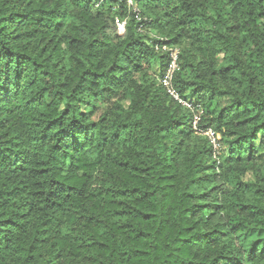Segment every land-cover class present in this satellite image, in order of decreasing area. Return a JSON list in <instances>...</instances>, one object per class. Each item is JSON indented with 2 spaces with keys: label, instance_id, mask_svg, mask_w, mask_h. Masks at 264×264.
I'll use <instances>...</instances> for the list:
<instances>
[{
  "label": "trees",
  "instance_id": "obj_1",
  "mask_svg": "<svg viewBox=\"0 0 264 264\" xmlns=\"http://www.w3.org/2000/svg\"><path fill=\"white\" fill-rule=\"evenodd\" d=\"M0 264H264V0H0Z\"/></svg>",
  "mask_w": 264,
  "mask_h": 264
},
{
  "label": "built area",
  "instance_id": "obj_2",
  "mask_svg": "<svg viewBox=\"0 0 264 264\" xmlns=\"http://www.w3.org/2000/svg\"><path fill=\"white\" fill-rule=\"evenodd\" d=\"M124 29V28H123ZM162 51L170 54V64L165 71L164 75L160 78V84L165 90L166 94L172 98L175 102H177L179 105L192 110L194 113L196 110H194L193 106L185 99H183L179 92L177 91L174 83L175 74L178 70V61H179V53L176 49L168 48L167 46L162 47ZM198 110V109H197ZM201 120V112L195 113L194 119H193V128L196 131L197 134L205 136L212 149H213V157L214 159L218 160V157L221 152V136L219 133L214 131L213 129H208L205 131H202L198 128L199 122Z\"/></svg>",
  "mask_w": 264,
  "mask_h": 264
},
{
  "label": "rangeland",
  "instance_id": "obj_3",
  "mask_svg": "<svg viewBox=\"0 0 264 264\" xmlns=\"http://www.w3.org/2000/svg\"><path fill=\"white\" fill-rule=\"evenodd\" d=\"M129 6L132 7V6H134V5H133V4H129ZM133 11H134L135 13H138V19H139L140 21H147V20L150 19L149 16H145V15L143 16V14H142V12L140 11V9H137L136 6L134 7V10H133ZM134 12H133V13H134ZM127 22H128V19H126V18H122V19L118 20V26H119V28H120V32H121L122 34L125 33V29H126V24H127ZM123 28H124V29H123ZM169 34L171 35V34H173V33L168 32V30H166V31H159V30L154 29V30H149L148 32H146V33H145V36L150 37V38H156V39H158V40H162V41H163V40H166V39H168V40L170 39ZM185 46H186V43H184V41H182V42H180L179 44H177V45H175V46H171L170 48H171V49H176V50L178 51L179 55H180L181 52L184 50ZM218 58H219L220 61H222L223 53H221V54L218 56ZM124 105H125V107H128V106H129V101L124 102ZM105 108H106V106H105L104 104L99 105L98 113H97V115L93 118V120L96 121V120L98 119V117L104 112ZM200 112H201V115L203 116V111L201 110ZM245 179H246V180H251V179H253V175H252V174H248V175L245 177ZM219 184L222 185V188H223V190H225V192L231 191V188L228 187L227 185H225L224 183L222 184V182H220Z\"/></svg>",
  "mask_w": 264,
  "mask_h": 264
}]
</instances>
